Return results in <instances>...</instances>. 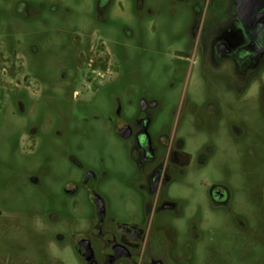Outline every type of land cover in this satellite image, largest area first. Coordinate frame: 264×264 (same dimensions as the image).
Here are the masks:
<instances>
[{"label": "rangeland", "instance_id": "1", "mask_svg": "<svg viewBox=\"0 0 264 264\" xmlns=\"http://www.w3.org/2000/svg\"><path fill=\"white\" fill-rule=\"evenodd\" d=\"M18 1L10 3L14 6ZM27 1L31 11L39 9L41 14L39 20L29 21V27L42 30L30 33L29 39L50 46L39 61L32 60L48 88L36 96V103L28 104L32 106L28 119L0 110V172H13L0 176V204L19 218L18 225L7 227L9 232L25 241L39 223L43 264H87L76 251L73 234L89 230L96 219L95 206L89 187L82 185L75 198L64 193L69 179L83 178V168L69 154L86 164L104 154L108 166L116 169L126 166L123 156L131 148L128 141L103 131L99 123L87 121V106L55 87L52 37L56 26V39L65 42L75 31L79 36L104 37L115 54L116 68L126 74L138 72L147 84H155L160 101L157 123L170 129L179 123L191 155L183 210L189 226L195 220L200 229L198 242L192 243L189 233L196 252L193 259L209 264H264V64L250 84L240 88L227 68L214 70L205 56L204 29L227 18L232 0H111L102 19L99 0ZM138 84L126 78L111 85L108 93ZM20 96L19 92L14 99ZM102 100L98 96L92 107L101 110ZM25 126L37 127L38 138L30 141L22 158L14 140ZM202 154H206L204 163ZM22 170H27L28 178L38 177L41 184L30 179L20 183L16 176ZM9 181L17 183L8 186ZM220 182L230 187L233 197L229 206L214 208L209 187ZM130 188L117 183L100 188L109 198L111 212L131 204ZM237 215L256 231L238 229ZM26 245L34 264V249L30 241Z\"/></svg>", "mask_w": 264, "mask_h": 264}, {"label": "flooded vegetation", "instance_id": "2", "mask_svg": "<svg viewBox=\"0 0 264 264\" xmlns=\"http://www.w3.org/2000/svg\"><path fill=\"white\" fill-rule=\"evenodd\" d=\"M10 2L0 0V97L5 98L0 101V110L28 119L32 107L28 104L36 103V96L48 88L32 60L36 57L39 61L50 46L29 39L30 33H42L39 28L29 27L30 20L40 19V10L31 11L27 0H19L14 6ZM110 2L99 0L101 19ZM203 33L209 65L216 71L227 68L240 88L247 87L264 64V0H246L244 4L232 0L227 18L208 24ZM79 35L75 31L70 41L65 42L56 39L54 27L55 87L87 106L86 113L90 115L85 118L87 121L99 123L103 131L128 141L131 148L123 156L126 166L116 169L108 166L104 154L87 164L69 154V159L83 168V178L69 179L63 191L75 198L82 185L89 187L96 214L89 230L73 234L76 251L87 264H209L193 259L196 252L189 243V233L192 243L198 242L200 229L195 220L189 226L183 210V188L191 155L180 135L179 123L172 129L157 123L160 101L154 92L155 84H147V79L138 72L126 74V70L116 68L115 54L104 37ZM126 78L139 84L109 95L108 88ZM19 92L21 96L14 99ZM98 96L103 99L101 110L92 107ZM210 106L214 110V105ZM27 127L14 140L22 158L38 138L37 127ZM205 161L206 154H202L200 162ZM1 175L12 176L13 172H0ZM20 177L16 179H21L23 185L28 179L37 186L41 184L35 175L28 178L27 170H22ZM12 183L17 181H9L8 186ZM106 183L131 187V204L111 212L108 196L100 191ZM177 187L181 190L175 192ZM209 197L214 208H221L229 206L233 196L230 187L220 182L210 185ZM18 220L0 204V264H32L27 253L29 241L37 258L34 264H43V228L37 223L31 238L24 241L22 235L11 234L7 228L18 225ZM235 222L243 232L256 231L241 215L235 216ZM57 235L58 239H64Z\"/></svg>", "mask_w": 264, "mask_h": 264}, {"label": "water", "instance_id": "3", "mask_svg": "<svg viewBox=\"0 0 264 264\" xmlns=\"http://www.w3.org/2000/svg\"><path fill=\"white\" fill-rule=\"evenodd\" d=\"M241 2V4H244L246 0H238ZM244 16V14L242 13V17Z\"/></svg>", "mask_w": 264, "mask_h": 264}]
</instances>
